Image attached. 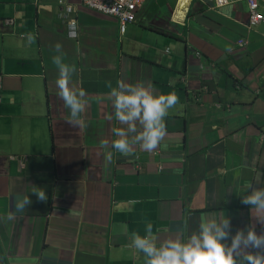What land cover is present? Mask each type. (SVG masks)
I'll return each instance as SVG.
<instances>
[{
  "label": "crops",
  "instance_id": "crops-1",
  "mask_svg": "<svg viewBox=\"0 0 264 264\" xmlns=\"http://www.w3.org/2000/svg\"><path fill=\"white\" fill-rule=\"evenodd\" d=\"M257 12L248 29L236 0L217 10L145 0L120 33L81 0H0V264H145L131 233L148 222L158 243L185 240L209 215L227 217L232 232L264 231L241 203L249 185L264 187L261 2ZM56 56L85 93L82 125L57 95ZM120 79L177 96L150 152L111 148L121 125L109 92Z\"/></svg>",
  "mask_w": 264,
  "mask_h": 264
},
{
  "label": "clouds",
  "instance_id": "clouds-1",
  "mask_svg": "<svg viewBox=\"0 0 264 264\" xmlns=\"http://www.w3.org/2000/svg\"><path fill=\"white\" fill-rule=\"evenodd\" d=\"M181 1L179 0V3ZM190 1L187 0V3ZM211 2L213 9H219L214 7L213 0ZM6 20L11 19H5L3 24ZM118 26L120 32L119 22ZM67 27L68 37L74 38L77 35L76 23L70 22ZM247 28L252 29L249 27V14ZM28 39L31 40V36ZM242 43L243 47L245 44ZM55 49L59 52L61 45L57 43ZM53 62L58 70L55 80L57 95L67 109V120L69 123L82 125V114L88 102L85 93L82 89L71 86L73 69L70 65L62 63L60 56L54 57ZM109 95L115 119L121 125L113 130L116 138L112 140L111 148L121 154H128L133 145H138L143 151L150 152L155 149L165 134L164 118L168 110L178 106L175 93L158 92L150 81L129 83L120 79L110 88ZM111 158L110 151L103 154L105 162H110ZM32 193L40 200L46 198L43 190ZM29 203L26 195L23 200L17 201L15 207L20 210ZM241 203L255 213L254 217L258 223L264 225V187L249 185L247 194L241 196ZM131 246L143 254L145 264H264V231L258 233L249 226L232 232L230 222L224 215L205 217L199 223L197 231L183 241L169 237L158 243L152 224L148 222L144 226L143 235L136 231L131 233Z\"/></svg>",
  "mask_w": 264,
  "mask_h": 264
},
{
  "label": "built area",
  "instance_id": "built-area-1",
  "mask_svg": "<svg viewBox=\"0 0 264 264\" xmlns=\"http://www.w3.org/2000/svg\"><path fill=\"white\" fill-rule=\"evenodd\" d=\"M246 5L249 14V27H253L262 21L261 15L257 13L258 2L264 5V0H237ZM143 0H82L83 5L103 14L115 17L120 25V32L124 31L127 24L134 20L135 11L141 6ZM230 0H213L214 7L220 8L228 4ZM68 12L71 8L66 9ZM5 25H11L12 20H6ZM242 42H238L242 46Z\"/></svg>",
  "mask_w": 264,
  "mask_h": 264
},
{
  "label": "bare ground",
  "instance_id": "bare-ground-1",
  "mask_svg": "<svg viewBox=\"0 0 264 264\" xmlns=\"http://www.w3.org/2000/svg\"><path fill=\"white\" fill-rule=\"evenodd\" d=\"M179 4H180V9H183L187 4V0L186 1L182 0Z\"/></svg>",
  "mask_w": 264,
  "mask_h": 264
}]
</instances>
